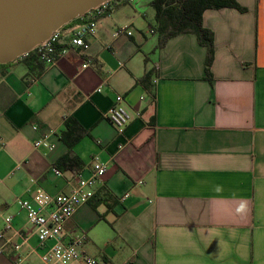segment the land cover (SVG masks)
<instances>
[{"label": "crops", "instance_id": "0c3cea01", "mask_svg": "<svg viewBox=\"0 0 264 264\" xmlns=\"http://www.w3.org/2000/svg\"><path fill=\"white\" fill-rule=\"evenodd\" d=\"M152 1L118 3L83 46L67 30L86 17L65 25L53 65L0 66V264H45L20 201L69 193L95 158L104 183L66 231L98 264H264V0L204 12L210 73L195 34L159 47ZM118 96L124 135L103 117Z\"/></svg>", "mask_w": 264, "mask_h": 264}, {"label": "built area", "instance_id": "2783aa9c", "mask_svg": "<svg viewBox=\"0 0 264 264\" xmlns=\"http://www.w3.org/2000/svg\"><path fill=\"white\" fill-rule=\"evenodd\" d=\"M123 1L132 2L133 0H110L93 10L104 14L109 7V2H112L110 6L113 11L115 9L113 6ZM100 20L93 19L90 15L83 22L67 30L71 34L72 45L83 46L87 36H96ZM62 34L63 27L55 31L47 42L36 47L41 61L53 65L67 52L66 49L61 51L57 49V43ZM83 67H87V64ZM103 117L122 135L131 121L128 111L122 105L121 96H118L116 103L104 112ZM52 170L57 176H63L60 169L53 167ZM106 172L107 163L95 158L90 176L79 177L69 193L53 195L38 187L31 199L20 201L21 207L27 213L28 221L34 226V234L39 240L40 250L33 248L32 251L45 264H98V259L87 254L83 248L86 241L85 234L80 237L69 235L66 231V224L77 209L88 203L95 195L97 188L103 185ZM4 221L7 226H11L10 217H4ZM24 241L27 242L28 238H24Z\"/></svg>", "mask_w": 264, "mask_h": 264}, {"label": "water", "instance_id": "95a60500", "mask_svg": "<svg viewBox=\"0 0 264 264\" xmlns=\"http://www.w3.org/2000/svg\"><path fill=\"white\" fill-rule=\"evenodd\" d=\"M110 0H0V63L45 43L76 18Z\"/></svg>", "mask_w": 264, "mask_h": 264}, {"label": "trees", "instance_id": "16d2710c", "mask_svg": "<svg viewBox=\"0 0 264 264\" xmlns=\"http://www.w3.org/2000/svg\"><path fill=\"white\" fill-rule=\"evenodd\" d=\"M111 3L112 2L108 3L109 7L106 9L104 14L98 13V10H92L91 12H88L84 16L76 18L73 21L90 15H92L93 19H102L111 13ZM116 6L117 4L113 7L116 8ZM151 6L155 12L154 27L159 33V47L164 46L167 41L183 33L195 34L198 42L208 49L207 73H210V67L214 58V34L211 29L204 25V12L208 9H220L227 7L236 8L240 11H246V8L237 0H153L151 2ZM25 56H34L35 60L39 61L37 48L28 54L22 55L20 58ZM8 64H10V62L6 64L0 63V66ZM72 123L75 124L71 121V119H68L66 121V130L62 133V137L70 147L73 143L71 140L74 139V141H76L81 136L79 133H76V130L80 129H74ZM77 128L79 127L77 126ZM67 158L68 155L61 161L65 164V167L63 168H73V164H70ZM57 167H61V165L59 164Z\"/></svg>", "mask_w": 264, "mask_h": 264}]
</instances>
